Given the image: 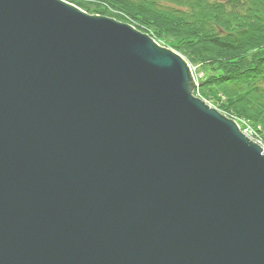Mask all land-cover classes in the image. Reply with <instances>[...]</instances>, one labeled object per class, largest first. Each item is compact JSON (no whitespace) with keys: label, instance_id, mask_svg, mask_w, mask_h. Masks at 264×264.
Segmentation results:
<instances>
[{"label":"water","instance_id":"obj_1","mask_svg":"<svg viewBox=\"0 0 264 264\" xmlns=\"http://www.w3.org/2000/svg\"><path fill=\"white\" fill-rule=\"evenodd\" d=\"M197 86L130 24L0 0V264H264V149Z\"/></svg>","mask_w":264,"mask_h":264},{"label":"trees","instance_id":"obj_2","mask_svg":"<svg viewBox=\"0 0 264 264\" xmlns=\"http://www.w3.org/2000/svg\"><path fill=\"white\" fill-rule=\"evenodd\" d=\"M68 1L173 44L203 71L200 95L264 141V0Z\"/></svg>","mask_w":264,"mask_h":264},{"label":"rangeland","instance_id":"obj_3","mask_svg":"<svg viewBox=\"0 0 264 264\" xmlns=\"http://www.w3.org/2000/svg\"><path fill=\"white\" fill-rule=\"evenodd\" d=\"M63 1H65V2H68V3H70V4H72V5H74L75 7H78V8H80L82 11H84V12H86V13H89V12H87L86 10H84V9H82L81 7H79V6H77L75 3H71L70 1H68V0H63ZM120 13V12H119ZM89 14H91V15H94V14H92V13H89ZM96 15H99V14H96ZM101 16H105V17H109V16H106V15H101ZM114 19H116V20H118V21H121V20H119V19H117V18H114ZM121 22H124V23H127V24H130L131 26H133L135 29H137V30H139V31H141V32H143V33H147L158 45H160L161 47H165V48H168V49H170V50H172L173 52H175V53H177L178 55H180L186 62H187V64L189 65V67H190V70H191V72H192V74H193V77H194V79H195V82L197 83V85H199L195 90H194V95L196 96V97H199V98H201L202 100H204L205 102H206V104H208L209 106H211V107H213V108H215V109H217L220 113H222V114H224L225 116H227V117H229L230 118V116H229V114H230V112H227V111H223L222 109H220V108H218V105H217V103H215L212 99H206V98H204V97H202V95H200V92H199V88H200V86H201V84H200V81H202V74H203V71L200 69V66H198L197 64H193V63H190L187 59H186V57L183 55V54H181L180 52H178L177 51V49L173 46V44H169V42L167 41V40H164V39H162V38H156V34L154 33V32H145V31H143V30H140V29H138L137 27H135L133 24H131V23H128V22H125V21H121ZM168 38H170V37H168ZM168 38H165V39H168ZM161 39V40H160ZM171 39V38H170ZM175 45V44H174ZM236 121V123L238 124V127L240 128V130L246 135V136H248L247 135V133H246V130L249 128V129H254V126H252L251 125V123H249L248 121H246V120H244V119H239V120H235ZM249 125V126H248ZM251 126V127H250ZM253 131H255V129L253 130ZM249 137V136H248ZM259 138L261 137V136H258ZM250 138V137H249ZM251 140H253L254 142H256V140H254V139H252V138H250ZM261 139V138H260ZM262 140V139H261ZM263 141V140H262ZM257 143V142H256Z\"/></svg>","mask_w":264,"mask_h":264},{"label":"built area","instance_id":"obj_4","mask_svg":"<svg viewBox=\"0 0 264 264\" xmlns=\"http://www.w3.org/2000/svg\"><path fill=\"white\" fill-rule=\"evenodd\" d=\"M249 126V125H248ZM251 127V126H250ZM254 130V129H253ZM252 129H247L246 130V133H247V135L250 137V138H252V139H254V140H256V142L261 146V147H263V149H264V141H262L258 136H260L259 135V133L255 130V131H253Z\"/></svg>","mask_w":264,"mask_h":264},{"label":"bare ground","instance_id":"obj_5","mask_svg":"<svg viewBox=\"0 0 264 264\" xmlns=\"http://www.w3.org/2000/svg\"><path fill=\"white\" fill-rule=\"evenodd\" d=\"M201 85H202V84H201ZM198 86H199V85H198ZM198 86H197V87H198Z\"/></svg>","mask_w":264,"mask_h":264}]
</instances>
